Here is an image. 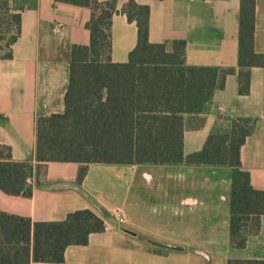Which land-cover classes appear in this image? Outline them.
I'll use <instances>...</instances> for the list:
<instances>
[{
    "label": "crops",
    "instance_id": "1",
    "mask_svg": "<svg viewBox=\"0 0 264 264\" xmlns=\"http://www.w3.org/2000/svg\"><path fill=\"white\" fill-rule=\"evenodd\" d=\"M97 1L116 3L119 14L112 17L110 61L126 63L137 43L135 23H129L122 14L128 0ZM134 1L149 7L151 44L185 41L187 66L234 71L226 76L224 88L214 92L205 111L183 116L184 154L200 151L208 135L228 128L232 119H257L255 132L240 150V161L252 187L264 191V68L250 69V92L238 95L240 0ZM9 8L20 15V34L11 47L12 57L0 59V116L4 120L0 122V144L10 148L13 161L33 159L35 168L36 121L64 110L71 47L89 44L85 25L90 10L54 0H9ZM254 51L264 54V0H256ZM80 167L76 163L46 164L38 177L39 185L35 175L31 180L32 197L0 191V210L33 223L61 221L68 213L83 209L103 219L104 231L91 234L86 246L69 247L63 264L210 261L192 232L180 228L185 225L180 219H212L220 213L228 225L230 169L186 164H91L79 185ZM118 168L124 170L123 176ZM132 190L137 197L129 203ZM116 192L121 194L123 206L109 204ZM117 208L124 212V225L110 215ZM171 219L176 221V229L169 227ZM249 248L253 253L249 260L264 261V214L243 250Z\"/></svg>",
    "mask_w": 264,
    "mask_h": 264
},
{
    "label": "trees",
    "instance_id": "2",
    "mask_svg": "<svg viewBox=\"0 0 264 264\" xmlns=\"http://www.w3.org/2000/svg\"><path fill=\"white\" fill-rule=\"evenodd\" d=\"M90 10L85 25L89 44L72 46L68 85L60 114L36 121L33 159L12 160L0 144V191L31 198L32 178L50 162L80 164V185L91 164L178 165L228 168L231 189L228 218L229 245L243 250L264 214V191L252 187L242 169L240 150L256 130L257 119L235 118L226 129L212 131L202 149L183 151V116L206 110L216 90L224 88L230 69L185 64V41L151 44L150 10L128 0L122 14L137 28V43L128 61H110L111 25L116 3L97 0H54ZM256 0H240L237 93L250 92V69L264 68V54L254 51ZM4 21L0 28V59L12 57L20 34V15L9 0H0ZM3 117L0 116V122ZM4 121V120H3ZM104 221L89 209L68 213L61 221L33 223L0 210V264H63L69 247L86 246L93 233L104 231ZM226 264H264L261 260L228 259Z\"/></svg>",
    "mask_w": 264,
    "mask_h": 264
},
{
    "label": "rangeland",
    "instance_id": "3",
    "mask_svg": "<svg viewBox=\"0 0 264 264\" xmlns=\"http://www.w3.org/2000/svg\"><path fill=\"white\" fill-rule=\"evenodd\" d=\"M4 19L3 12L1 11L0 28L3 25ZM120 169L121 168H118V171L121 172V175L123 176L124 170ZM135 190H132L133 192L130 196L129 203L133 198L137 197ZM102 197L104 198V195H102ZM119 198H121L120 201ZM109 201L111 206H123V199L119 192H116V196ZM174 221L175 220L171 219V223H168L169 227L171 226L173 229L176 227V221ZM183 221L185 225L180 228H182V230L184 229L186 232H192V234L196 237V243L199 245V249L204 250L207 254L206 256L210 258V261L205 258H200V264H226L228 259L249 260L252 258L253 253L250 248L244 251L230 247L227 219H225L220 213L218 215L214 214L212 219H208V217L203 216L189 219L181 218L180 223ZM178 225L180 226V224ZM193 257H195V255H193ZM165 264L168 263L166 262ZM180 264H186V261H181Z\"/></svg>",
    "mask_w": 264,
    "mask_h": 264
},
{
    "label": "built area",
    "instance_id": "4",
    "mask_svg": "<svg viewBox=\"0 0 264 264\" xmlns=\"http://www.w3.org/2000/svg\"><path fill=\"white\" fill-rule=\"evenodd\" d=\"M110 215L120 225H124L126 223V217L122 209H112L110 211Z\"/></svg>",
    "mask_w": 264,
    "mask_h": 264
},
{
    "label": "water",
    "instance_id": "5",
    "mask_svg": "<svg viewBox=\"0 0 264 264\" xmlns=\"http://www.w3.org/2000/svg\"><path fill=\"white\" fill-rule=\"evenodd\" d=\"M115 14H119V12H115ZM155 246H157V247H160V248H164V249H167L168 247H166V246H162V245H159V244H155V243H153ZM172 250H180V249H178V248H172Z\"/></svg>",
    "mask_w": 264,
    "mask_h": 264
}]
</instances>
